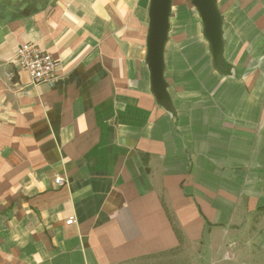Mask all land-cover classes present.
Masks as SVG:
<instances>
[{"label":"crops","instance_id":"1","mask_svg":"<svg viewBox=\"0 0 264 264\" xmlns=\"http://www.w3.org/2000/svg\"><path fill=\"white\" fill-rule=\"evenodd\" d=\"M217 4L231 71L180 88L168 44L166 108L150 0H0V264H264V0Z\"/></svg>","mask_w":264,"mask_h":264},{"label":"water","instance_id":"2","mask_svg":"<svg viewBox=\"0 0 264 264\" xmlns=\"http://www.w3.org/2000/svg\"><path fill=\"white\" fill-rule=\"evenodd\" d=\"M172 0H150L149 33L147 38V63L151 72L153 92L158 101L166 108H172L171 88L167 81L165 46L170 28ZM198 10L207 40L211 46L213 63L216 71L222 75L231 71L224 58L225 38L223 31L224 17L220 13L217 0H192ZM230 67L228 69V66Z\"/></svg>","mask_w":264,"mask_h":264},{"label":"rangeland","instance_id":"3","mask_svg":"<svg viewBox=\"0 0 264 264\" xmlns=\"http://www.w3.org/2000/svg\"><path fill=\"white\" fill-rule=\"evenodd\" d=\"M169 21L165 46L166 72L169 71V44L170 77L174 83L180 88L185 82L187 87L198 88L199 84L204 86L205 81H211L210 72L216 68L201 16L192 0H172ZM184 76L191 78L184 82Z\"/></svg>","mask_w":264,"mask_h":264},{"label":"built area","instance_id":"4","mask_svg":"<svg viewBox=\"0 0 264 264\" xmlns=\"http://www.w3.org/2000/svg\"><path fill=\"white\" fill-rule=\"evenodd\" d=\"M13 63L15 66L30 76L32 82L36 84L54 82V73L58 67V62L50 53L37 44L25 43L20 45L16 50ZM62 178L56 179L57 185H62ZM72 224L73 220H69Z\"/></svg>","mask_w":264,"mask_h":264},{"label":"clouds","instance_id":"5","mask_svg":"<svg viewBox=\"0 0 264 264\" xmlns=\"http://www.w3.org/2000/svg\"><path fill=\"white\" fill-rule=\"evenodd\" d=\"M36 259H37V264H40V257L38 255H37Z\"/></svg>","mask_w":264,"mask_h":264}]
</instances>
